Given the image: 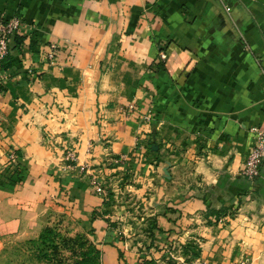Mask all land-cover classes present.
Returning a JSON list of instances; mask_svg holds the SVG:
<instances>
[{
    "label": "crops",
    "instance_id": "obj_1",
    "mask_svg": "<svg viewBox=\"0 0 264 264\" xmlns=\"http://www.w3.org/2000/svg\"><path fill=\"white\" fill-rule=\"evenodd\" d=\"M13 16L0 174L17 151L25 177H0V248L59 210L101 264H169L193 239L176 264H264V183L235 187L264 128V0H0Z\"/></svg>",
    "mask_w": 264,
    "mask_h": 264
},
{
    "label": "rangeland",
    "instance_id": "obj_2",
    "mask_svg": "<svg viewBox=\"0 0 264 264\" xmlns=\"http://www.w3.org/2000/svg\"><path fill=\"white\" fill-rule=\"evenodd\" d=\"M35 240L42 243H34ZM194 241L197 243V240ZM89 242L96 245L90 230L65 211L49 210L37 222L33 234L12 237L4 242L0 248V264H76V260H81L82 264H101V254L94 256L88 253ZM176 248L179 254L174 253L166 263L176 264L180 256L182 263L189 262L181 253L182 248L178 245Z\"/></svg>",
    "mask_w": 264,
    "mask_h": 264
},
{
    "label": "trees",
    "instance_id": "obj_3",
    "mask_svg": "<svg viewBox=\"0 0 264 264\" xmlns=\"http://www.w3.org/2000/svg\"><path fill=\"white\" fill-rule=\"evenodd\" d=\"M15 35V34H14ZM13 35V36H14ZM8 56V54H7ZM6 58L0 62V71L3 72V65ZM161 61H158L156 65H160ZM15 156L16 159L14 162H10L1 172L0 177L1 179L10 185L11 187L16 186L17 184L21 183L24 180L25 177V167L22 161L20 160V154L15 151ZM233 183V182H232ZM258 183H264V170L262 169V166L260 164L259 166V174L254 177L252 180L248 179L246 176H241V178H236L235 179V187L239 189L240 191L236 193V196H239L240 194L247 193L252 187L258 185ZM237 207V205H236ZM236 209V208H235ZM233 211V209H231ZM227 210L226 207H207L205 211V216H213L215 217V221L218 220V217L221 215L226 214ZM159 228L157 227L156 221H151L149 223V226L146 227L144 232L148 234L149 237V245H147V248L149 249L152 246H155V241L158 240L154 234V230ZM91 231V230H90ZM34 243H42V241L35 240L33 241ZM83 244V243H82ZM89 250L88 253L90 255L98 256L100 254L99 248L93 243H88L87 244ZM182 251L181 253L183 254L184 257H186L189 261L192 260L193 258L198 257L199 255V247L198 244L194 240H188L185 242L182 246ZM146 264H151L152 260H145ZM83 262L81 260H76V264H82Z\"/></svg>",
    "mask_w": 264,
    "mask_h": 264
},
{
    "label": "built area",
    "instance_id": "obj_4",
    "mask_svg": "<svg viewBox=\"0 0 264 264\" xmlns=\"http://www.w3.org/2000/svg\"><path fill=\"white\" fill-rule=\"evenodd\" d=\"M20 27V20L18 17L13 16L6 21L0 18V62L3 61L8 54V42L13 35L18 31ZM56 46L50 45L47 52L48 59H53L55 56ZM165 54H160V59L163 60ZM3 77V72L0 71V79ZM250 132L254 135L253 146L244 162L242 168V174L248 179L252 180L259 174V166L264 156V128L259 126H253L250 128ZM10 162H14L16 159L15 153H10ZM76 158L73 151H67L64 155L66 161H74Z\"/></svg>",
    "mask_w": 264,
    "mask_h": 264
}]
</instances>
